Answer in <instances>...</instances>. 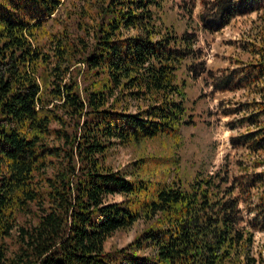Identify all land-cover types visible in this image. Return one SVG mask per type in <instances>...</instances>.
Returning <instances> with one entry per match:
<instances>
[{
  "label": "trees",
  "instance_id": "1",
  "mask_svg": "<svg viewBox=\"0 0 264 264\" xmlns=\"http://www.w3.org/2000/svg\"><path fill=\"white\" fill-rule=\"evenodd\" d=\"M65 1L83 2L81 33L66 23L47 30ZM160 5L0 0V264H264L253 252L264 231V23L249 43L259 62L235 85L263 97L232 141L247 159L237 172L222 164L187 185L168 183L143 174V155L148 141L176 137L187 123L176 70L191 40L158 23ZM204 5L199 18L210 31L237 14L264 18V0ZM117 146L142 151L131 172L109 163ZM138 220L133 240L106 248Z\"/></svg>",
  "mask_w": 264,
  "mask_h": 264
},
{
  "label": "rangeland",
  "instance_id": "2",
  "mask_svg": "<svg viewBox=\"0 0 264 264\" xmlns=\"http://www.w3.org/2000/svg\"><path fill=\"white\" fill-rule=\"evenodd\" d=\"M208 1L212 0H161V5L155 8L162 27H171L178 35L189 36L191 50L176 70L177 82L185 83L187 123L180 126L176 137L146 143L143 156L147 168L143 174L153 180L187 185L198 171L213 172L222 164L237 172L236 162L248 157L232 141L247 129L241 119L249 113L248 105L263 97L251 84L243 86V81L237 88L235 85L246 71L247 63L259 62L256 47L249 43L259 38L264 18L261 10L237 14L223 28L210 31L199 18L204 2ZM74 4L63 2L47 20V30L53 32L66 23L71 32L81 33L76 11L83 2ZM226 78L229 88L223 89ZM141 153L134 147L117 146L108 161L114 168L131 172ZM111 199L122 197L114 195ZM143 227V221L138 220L129 229L116 231L108 238L106 248L126 245ZM149 251L146 249L145 253ZM253 252L264 258V231L255 232Z\"/></svg>",
  "mask_w": 264,
  "mask_h": 264
}]
</instances>
